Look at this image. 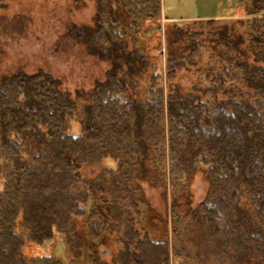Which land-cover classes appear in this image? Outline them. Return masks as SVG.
<instances>
[{"label":"trees","instance_id":"1","mask_svg":"<svg viewBox=\"0 0 264 264\" xmlns=\"http://www.w3.org/2000/svg\"><path fill=\"white\" fill-rule=\"evenodd\" d=\"M105 1L98 0L93 26L71 23L61 36L64 46L108 64L88 90L65 91L42 69L0 70V264H61L53 256L22 258L25 243L40 244L54 232L78 258L83 244L75 219L86 223L89 264H170L174 246L141 228L136 179L146 177L148 156L159 167L166 158L170 174L188 176L196 160L210 164L212 195L197 208L210 240L219 238L224 248L236 242L248 254L251 246H264V54L248 60L245 39L233 29L243 20L219 27L205 20L212 47L223 48L215 59L224 63L206 71L204 93L212 102L203 113L204 105L188 96H164L160 62L137 46L127 49L117 13ZM241 1L252 44L264 43V22L256 17L264 0ZM126 6L134 20L160 13V0H127ZM19 18L12 21L14 33L25 29ZM127 28L140 32L134 23ZM189 30L173 23L165 34L166 80L201 60V31L188 36L186 55L172 48ZM144 75H150L151 98L140 100L130 88ZM243 89H252L250 99ZM241 196L246 209L238 207ZM110 241L117 251L108 258L99 247Z\"/></svg>","mask_w":264,"mask_h":264},{"label":"rangeland","instance_id":"2","mask_svg":"<svg viewBox=\"0 0 264 264\" xmlns=\"http://www.w3.org/2000/svg\"><path fill=\"white\" fill-rule=\"evenodd\" d=\"M126 3L127 0L105 1V4L110 5L117 13L118 30L125 37L127 49L137 46L136 48L148 53L153 60L160 62L165 97L167 94L188 96L204 105L201 111L203 113L206 107L210 108L209 102H212L204 93V88L208 86L206 71L209 67L216 69L224 63L222 59H215V53H222L223 48L212 47L213 43L205 33V20H216L218 27L234 23L232 20L235 19L238 22L243 20L233 29L245 39L241 48L248 51V60H253V53L264 54V43L252 44L253 34L248 26L250 18L244 16L237 0H160L158 17L147 16L144 20L135 18L136 21L127 13L129 8ZM241 4H244V0ZM97 9L98 0H0V49L4 51V54L0 53V70L20 68L31 73L42 69L58 79L65 91L74 94L77 89L88 90L95 79H103L108 64L94 61L77 47L64 46L65 41L61 36L66 26L71 23L93 26ZM19 17L24 18L25 29L22 33H14L11 31V24L15 19L21 20ZM256 17L264 22V10ZM132 23L140 28L138 34H132L127 28ZM173 23L186 26L190 30L187 37L179 43H174L172 48H181L179 54L186 55L188 36L198 30L203 33L196 38L202 56L196 66H185L175 72L173 78L166 80L168 49L165 34L171 32ZM6 26L7 28H4ZM5 29L8 31L2 32ZM261 37L264 39V35ZM149 90L150 75H144L137 87L130 88V93L134 98L146 100L151 98ZM243 90L249 91L245 98L250 99L252 89ZM121 98L127 99L128 95H122ZM164 129L167 132L165 120ZM146 162V177L136 179L141 200V228L147 231L152 239L168 240L170 246H174V253L170 248V264H264V246H251L252 253L249 254L244 253L236 242L224 248L227 243L220 244L217 237H214L215 241L210 240L208 227L201 224L197 215L198 205L209 194L212 195L214 176L207 172L210 164L196 160L187 176L180 171L170 174L171 165L166 158L160 167L150 156ZM244 202L245 199L241 196L238 207L246 209ZM82 220L75 219L77 233L81 236L83 244L78 258L67 250L64 239L56 232L40 244L25 243L22 258L53 256L61 264H89L88 255L93 250L89 248L90 241L86 239L87 227ZM104 248L108 250V258L109 253L114 255L117 251L113 241L105 247L100 246L99 251ZM175 254L178 256H174Z\"/></svg>","mask_w":264,"mask_h":264}]
</instances>
